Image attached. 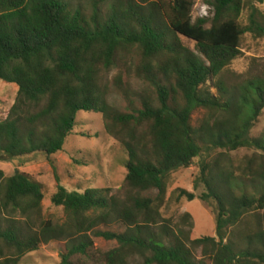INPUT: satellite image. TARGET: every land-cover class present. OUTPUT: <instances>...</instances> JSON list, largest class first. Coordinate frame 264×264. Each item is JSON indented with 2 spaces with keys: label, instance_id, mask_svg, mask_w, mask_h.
I'll list each match as a JSON object with an SVG mask.
<instances>
[{
  "label": "trees",
  "instance_id": "obj_1",
  "mask_svg": "<svg viewBox=\"0 0 264 264\" xmlns=\"http://www.w3.org/2000/svg\"><path fill=\"white\" fill-rule=\"evenodd\" d=\"M195 1L102 0L106 12L94 2L88 17L70 0H0V81L19 89L0 120V159L62 152L80 112L101 114L128 156L125 201L108 190L57 186L51 204L63 209L61 224L43 217V185L0 171V214L26 219L21 227L0 218V264H20L51 242L65 243L58 264H85L75 259L89 256L91 235L118 244L105 264H205L194 256L198 248L212 264H264V228L228 241L249 215L264 220V132L251 136L264 113V74L227 81L243 39H264V0H205L210 16L194 19ZM131 51L143 89L133 98L124 91L130 105L121 112L107 102L102 78ZM196 112L202 117L193 124ZM240 150L255 153L226 156ZM193 165L200 199L217 205L216 237L191 240L161 213L166 181ZM150 191L159 195L142 197ZM178 192L177 200L196 199ZM114 226L125 232L98 231Z\"/></svg>",
  "mask_w": 264,
  "mask_h": 264
},
{
  "label": "rangeland",
  "instance_id": "obj_2",
  "mask_svg": "<svg viewBox=\"0 0 264 264\" xmlns=\"http://www.w3.org/2000/svg\"><path fill=\"white\" fill-rule=\"evenodd\" d=\"M101 1L70 0L74 7H81L88 17L93 13L94 2L101 6L102 12H106L108 5L107 3L102 4ZM261 9L264 12V7ZM206 16H210V8L206 5L205 0H196L193 10L194 19ZM181 42L185 47L194 50L192 41L181 38ZM241 52L240 59L236 60L229 68L227 81L230 84L236 82L237 79H248L264 74V39L257 40L249 35L246 36L241 43ZM124 57L126 60L121 58L114 68L103 72L102 83L107 86L106 100L109 105L121 112H128L129 96L127 97L124 91L127 90L133 98L142 91L143 84L135 72L136 57L133 52L125 54ZM118 77L121 78V83H117ZM18 90L17 85L0 81V120L8 117L17 100ZM201 117L202 113L196 112L193 116V124ZM263 132L264 113L252 130L251 136L259 138ZM254 153L252 150H240L226 156L242 158ZM127 161L128 156L121 143L104 129L102 115L80 112L77 115V125L73 133L68 136L62 152L56 153L50 159L37 153L22 159H0V171L4 173L5 177H10L16 172L24 173L43 185L45 195L42 202L43 217L61 224L66 220L63 209L56 208L51 204V197L57 191L58 185L69 192L80 194L88 189L108 190L110 196L125 201L128 191L125 184ZM196 162L198 163V159ZM53 168L57 172L58 182L55 179ZM199 175L200 169L197 165L172 173L166 181L165 194L163 195L166 203L161 208L163 217L170 219L172 228L182 230L191 240L216 237L217 233V205L212 201L203 202L200 199L204 188L196 187ZM180 189L194 193L196 199L192 202L187 201L186 198L177 200ZM158 195V191H150L142 194V197L154 198ZM186 215L189 216L185 218ZM255 215H249L250 217H246L243 224L229 229L228 241L235 243L241 235L255 232L258 227L263 229L264 220L258 224L256 217H252ZM0 218L21 223V227L26 220L19 211L17 213L3 211ZM5 222L4 225L7 224ZM155 230L157 231V229ZM98 231L123 233L125 228L121 226L100 227ZM91 238L94 247L89 256H78L75 260H82L85 264H105L104 254L118 247L116 240L106 241L92 235ZM64 245V242H51L39 251L28 253L21 259L20 264H58L60 262L59 254ZM193 253L198 260H203L205 264H212L210 258L202 256L201 248L193 250ZM141 262L140 258L136 262L131 261L132 264H141Z\"/></svg>",
  "mask_w": 264,
  "mask_h": 264
},
{
  "label": "water",
  "instance_id": "obj_3",
  "mask_svg": "<svg viewBox=\"0 0 264 264\" xmlns=\"http://www.w3.org/2000/svg\"><path fill=\"white\" fill-rule=\"evenodd\" d=\"M17 173V172H16Z\"/></svg>",
  "mask_w": 264,
  "mask_h": 264
}]
</instances>
